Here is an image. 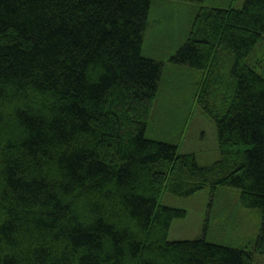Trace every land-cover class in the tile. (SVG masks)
I'll return each instance as SVG.
<instances>
[{
    "label": "trees",
    "instance_id": "obj_1",
    "mask_svg": "<svg viewBox=\"0 0 264 264\" xmlns=\"http://www.w3.org/2000/svg\"><path fill=\"white\" fill-rule=\"evenodd\" d=\"M202 2L203 0H178ZM151 0H0V264H253L264 256V0L200 7L171 61L201 71L221 158L145 137L162 63L142 55ZM260 70V71H259ZM207 86V87H206ZM240 190L243 248L168 241L169 191Z\"/></svg>",
    "mask_w": 264,
    "mask_h": 264
},
{
    "label": "rangeland",
    "instance_id": "obj_2",
    "mask_svg": "<svg viewBox=\"0 0 264 264\" xmlns=\"http://www.w3.org/2000/svg\"><path fill=\"white\" fill-rule=\"evenodd\" d=\"M246 0H151L148 24L144 34L142 55L162 63L158 91L150 111L145 137L177 146L179 154L193 155L200 167L214 164L221 158L216 124L199 99L212 104V92L202 93L200 70L171 61V56L185 42L200 7H242ZM264 62V39L250 57ZM260 71V70H259ZM207 87V86H206ZM159 204L185 211L170 225L167 240H200L243 248L257 236L261 211L246 208L240 190L229 186H208L190 196L164 191ZM253 264H264L257 256Z\"/></svg>",
    "mask_w": 264,
    "mask_h": 264
}]
</instances>
